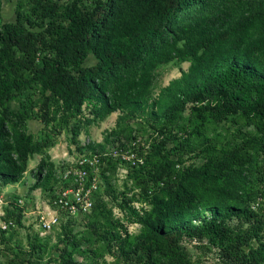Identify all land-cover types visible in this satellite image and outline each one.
<instances>
[{"label": "trees", "instance_id": "obj_1", "mask_svg": "<svg viewBox=\"0 0 264 264\" xmlns=\"http://www.w3.org/2000/svg\"><path fill=\"white\" fill-rule=\"evenodd\" d=\"M21 9L0 24V188L21 183L35 157L28 192L50 203L67 186L49 154L53 136L35 139L29 114L9 106L36 92L44 126L68 130L76 145L83 129L117 113L103 143L76 150L107 152V167L121 161L108 145L141 139L125 188L139 191L112 194L120 218L101 201L60 214L55 243L36 231L5 248L11 257L0 264H191L182 243L192 240L221 264H264V0H30ZM173 62L188 67L156 93L158 69ZM229 120L237 141L219 148L211 132ZM10 207L2 220L25 228V205Z\"/></svg>", "mask_w": 264, "mask_h": 264}, {"label": "rangeland", "instance_id": "obj_2", "mask_svg": "<svg viewBox=\"0 0 264 264\" xmlns=\"http://www.w3.org/2000/svg\"><path fill=\"white\" fill-rule=\"evenodd\" d=\"M30 0H0V24L4 23H12L15 21L16 17V8L19 4H22V9L20 11L27 12ZM88 1V0H87ZM96 64V60L93 56H89L85 62L84 66L93 67ZM188 67L187 63L179 64L178 62H173L167 66L160 67L158 69L157 79L155 82V92L157 93L159 89L163 86H166L169 81L172 79L178 78L180 76V69L186 70ZM39 103V96L36 92L26 93L22 95V97L15 99L11 104H9L10 108L13 111H24L29 114V118L26 121V130L30 133L35 139L40 140L43 139L44 136L50 135L53 136L55 145L49 150V154L51 156V161L55 164L56 169L59 174L62 173L64 167L67 164H70V161H75L80 155L81 152L77 151L76 148L83 147L88 143H103L104 137L106 135V131H109L113 128L117 113L111 114L108 118H106L102 122H97L87 129H83L81 134L76 138V142L78 144L72 143V136L68 130H64L60 132L58 135H52L49 132V126L46 127L40 120L37 114V105ZM239 126L235 125L232 120L227 121L226 123L219 126V133L211 132L214 137V141L219 144V148L223 147V144H226L228 141H235L233 139V131L237 129ZM221 128V129H220ZM51 129V128H50ZM143 140L141 145L148 146L147 135L143 136ZM141 139H137L131 143L132 146H136V144ZM237 141V140H236ZM235 141V142H236ZM124 143V142H123ZM131 145H127V148L122 147L118 142H115L114 145H108L107 150L109 152L122 150L125 160H119L113 162L110 166H102L104 172V177L101 175L100 171L96 175L97 178V191L93 195V201L98 203L101 201V204L105 206L107 209L112 210L113 216L115 218H120L122 214L116 208L114 201L112 200V194L115 193L117 197H119L120 193L125 191L126 186H130L133 182V171L132 167H134V163L136 162V153L131 148ZM116 151V152H117ZM132 155V156H131ZM127 157L129 159H127ZM118 159V158H115ZM38 161V157L31 159L28 164V170L25 175L24 180L21 183L16 185H10L6 187L0 188V236L2 235L4 239L10 237V240L7 243H1L0 237V262L5 263L10 256V252H4V249L15 247V245L19 243H26V238L28 236L33 235L36 231H40L39 225H37V215L38 212L45 209L48 205L49 200L47 193H43L40 190L29 191V187L34 183V179L32 177L31 171L35 169L36 163ZM113 165V166H112ZM139 190L133 189L131 191H125L127 193V197H130L132 194L138 193ZM21 206L25 205V213H24V225L25 228H19L15 225L12 230L7 229L3 230L2 225L5 221L2 220L4 216V212L6 208L10 207L12 202H16ZM138 205V204H137ZM61 221H64L65 224L66 218H63ZM237 221H232L230 224L235 225ZM57 226V225H56ZM31 227V228H30ZM74 233L80 236L83 232V228H85L84 223H81V219L74 221L72 226ZM5 231L3 234L2 232ZM58 231V227L54 230H50L46 233H41L40 235L44 236L46 234H50L53 236L51 243H55L56 233ZM140 231V226L138 225H129L128 232L136 235ZM207 242H198L196 240L185 241L182 243V246L185 247L188 251L189 259L191 260V264H221L218 262L217 257L212 251H209L206 246ZM97 247V246H96ZM94 247L93 249L97 250L98 247ZM3 251V254L1 253ZM6 254L7 256H5ZM77 262H82L84 260L79 256H75ZM107 263H112L114 260L106 256L105 257ZM41 264H53L46 261V259L42 260ZM122 264V262L120 263Z\"/></svg>", "mask_w": 264, "mask_h": 264}, {"label": "built area", "instance_id": "obj_3", "mask_svg": "<svg viewBox=\"0 0 264 264\" xmlns=\"http://www.w3.org/2000/svg\"><path fill=\"white\" fill-rule=\"evenodd\" d=\"M116 151L112 152L114 158L126 159L121 149ZM106 156L107 152L91 156L81 154L75 161H70V164L65 166L60 174V180L61 183H67V186L57 189L50 203L44 210L38 212L36 220L41 233L49 232L56 227L60 221V214L76 216L91 211L94 204L93 195L98 189L96 175L100 166L104 165L101 158ZM11 225V221L5 222L2 229L5 230Z\"/></svg>", "mask_w": 264, "mask_h": 264}, {"label": "clouds", "instance_id": "obj_4", "mask_svg": "<svg viewBox=\"0 0 264 264\" xmlns=\"http://www.w3.org/2000/svg\"><path fill=\"white\" fill-rule=\"evenodd\" d=\"M65 168V167H64Z\"/></svg>", "mask_w": 264, "mask_h": 264}]
</instances>
